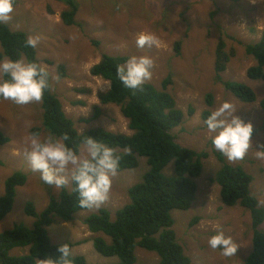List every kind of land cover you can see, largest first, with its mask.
Masks as SVG:
<instances>
[{
	"label": "rangeland",
	"instance_id": "374dc122",
	"mask_svg": "<svg viewBox=\"0 0 264 264\" xmlns=\"http://www.w3.org/2000/svg\"><path fill=\"white\" fill-rule=\"evenodd\" d=\"M15 1L12 18L4 24L13 31L40 37L36 47L40 64L49 71L51 88L79 133L103 128L133 134L119 106L100 102V94L110 90L111 85L101 77H94L90 70L104 55L151 57L153 75L145 83L159 90L164 80L169 75L172 77L169 92L185 113L183 124L173 133L182 146L208 154L203 159L202 173L195 180L197 199L188 211L172 212L177 239L192 264H243L253 247L251 214L240 205L226 206L221 199L215 176L223 165L217 156L220 152L212 145L203 113L229 101L237 108V115L254 125L253 147L245 158L228 161L223 156V159L229 165L242 167L253 177L251 192L264 208V160L256 158V150L264 148V111L260 105L264 100V81L248 77V70L257 61L246 51L264 33V0H77L79 12L74 26L63 23L62 13L68 7L61 2ZM141 33L155 35L159 46L138 48L136 39ZM179 41L182 45L178 55L175 44ZM220 41L224 42V53L229 58L220 74L221 80L216 71ZM228 81L252 88L257 101L245 103L236 98L224 85ZM207 95L213 96L212 107L207 104ZM96 107L102 114L94 118ZM190 107L193 115H189ZM42 120V100L26 105L0 101V131L11 139L8 144L0 145V196L4 194L5 181L15 172L28 177L27 183L17 190L12 211L0 221V233L12 229L15 223L32 228L35 219L26 214V205L33 203L40 213L51 198L60 196L61 189L46 185L40 173L32 171L27 156L34 128H41L37 134L41 138L50 134L42 128ZM79 155L87 156L85 145L81 146ZM148 170L147 159L141 158L138 168L118 172L113 177L109 198L100 208L80 211L70 222L55 217L54 224L48 228L53 243L71 242L72 255H83L90 263L117 264V257H106L94 247L96 237H104L108 242L110 238L90 232L85 220L107 209L114 221L116 212L130 203L128 190L140 183ZM164 172L172 174L173 164ZM66 188L71 190L72 183ZM261 228L264 231V223ZM220 230L237 244L236 255L224 257L220 250L209 247V238ZM25 252L27 249L19 248L13 254L19 256ZM135 252L137 264H159L157 254L141 248Z\"/></svg>",
	"mask_w": 264,
	"mask_h": 264
},
{
	"label": "trees",
	"instance_id": "16d2710c",
	"mask_svg": "<svg viewBox=\"0 0 264 264\" xmlns=\"http://www.w3.org/2000/svg\"><path fill=\"white\" fill-rule=\"evenodd\" d=\"M56 1L68 7L62 13L63 23L74 26L79 12L78 1ZM16 5L17 1L14 0V6ZM27 37V33L13 31L6 24L0 23V43L3 48L0 60H17L24 56L27 61L40 63L37 49L26 45ZM181 45L180 41L175 44L178 55ZM246 51L257 61V65L248 70V77L264 81V33L258 42L248 45ZM128 58L123 55H104L91 68L90 73L110 83V90L100 94V102L102 105L113 104L121 108L122 114L129 121L132 135L103 128L79 133L51 86L42 99V128L56 137L67 135L66 143L78 154L88 136L112 147L120 157L118 172L136 169L141 158L147 159L149 170L140 183L128 190L130 203L116 212L114 221L107 209H101L97 214L86 218L85 224L90 232L110 238V242L104 237L94 239V247L99 253L106 257H117V264H137L138 256L135 251L141 248L157 254L159 264H192L191 258L177 239L172 212L188 211L197 199L198 185L195 180L201 175L203 159L208 154L197 153L182 146L173 133L183 124L185 113L178 108L175 97L169 92L168 88L172 85L170 75L162 83V90L149 83L137 89L123 86L117 76V66L124 64ZM228 60L224 53V42L220 41L216 59L219 80ZM65 75L61 72L62 77ZM224 85L245 103L257 101L256 92L246 84L228 81ZM207 104L209 107L213 106L212 95H207ZM81 105H85L84 102ZM260 105L264 111V100ZM95 112L94 118L102 114L99 107L95 108ZM188 112L193 115V108L190 107ZM211 112L205 111L203 118L206 120ZM89 121L90 119L86 120ZM40 130L41 128H34L32 133L37 135ZM10 141L0 131V145H6ZM217 156L223 167L216 173L215 182L220 186L223 203L226 206L240 205L251 214L253 247L243 264H264V231L261 228L264 223V208L260 207L257 197L251 192L253 177L242 167L227 164L221 153ZM171 164L174 172L166 174L164 171ZM27 181L28 177L21 172H15L7 178L4 194L0 196V221L12 211L17 190ZM74 188V183L71 190L66 186L62 188L59 198H51L40 213L33 203L26 205L25 212L35 219L34 226L31 228L15 223L12 229L0 233V264H38L39 261L58 259L61 255L58 248L63 244L73 248L69 241L53 243L48 228L54 224L55 217L63 222H70L78 212L89 209L79 206L78 193L74 192ZM19 248L27 249V252L14 255V250ZM71 259L72 264H93L83 256L72 255Z\"/></svg>",
	"mask_w": 264,
	"mask_h": 264
},
{
	"label": "clouds",
	"instance_id": "9594fccd",
	"mask_svg": "<svg viewBox=\"0 0 264 264\" xmlns=\"http://www.w3.org/2000/svg\"><path fill=\"white\" fill-rule=\"evenodd\" d=\"M14 10V0H0V23H7ZM39 42V36H28L26 39V45L33 49ZM136 45L141 49L146 46L158 47L159 40L155 35L141 33L136 39ZM153 67L154 60L151 57L134 55L117 66V76L124 87L137 89L152 78ZM49 77V71L40 63L25 61L23 58H3L0 60V99L10 100L16 105L40 102L51 86ZM237 111L231 102L225 101L205 120L213 147L228 161L244 159L253 147L254 125L237 115ZM67 140V135L56 137L49 134L41 138L33 134L29 139L30 150L27 153L31 169L40 173V179L46 185L57 190L74 183L73 190L78 193L79 206L98 209L109 198L120 157L115 149L91 136L84 141L87 156L79 155L68 146ZM256 158L264 160V148L256 150ZM208 245L213 250H220L224 257H232L238 251L232 237L226 236L222 230L209 238ZM58 251L61 253L58 259H49L43 264H72V249L68 244L61 245Z\"/></svg>",
	"mask_w": 264,
	"mask_h": 264
},
{
	"label": "crops",
	"instance_id": "0c3cea01",
	"mask_svg": "<svg viewBox=\"0 0 264 264\" xmlns=\"http://www.w3.org/2000/svg\"><path fill=\"white\" fill-rule=\"evenodd\" d=\"M236 97V96H235ZM237 98V97H236Z\"/></svg>",
	"mask_w": 264,
	"mask_h": 264
}]
</instances>
